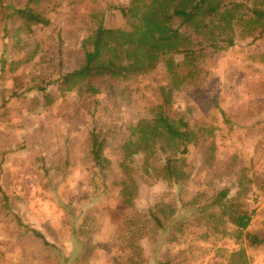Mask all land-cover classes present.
Listing matches in <instances>:
<instances>
[{
    "label": "rangeland",
    "instance_id": "rangeland-1",
    "mask_svg": "<svg viewBox=\"0 0 264 264\" xmlns=\"http://www.w3.org/2000/svg\"><path fill=\"white\" fill-rule=\"evenodd\" d=\"M132 1L37 0L48 25L12 18L5 30L9 4L27 0H0V264H264V246L238 241L227 214L195 215L229 187L227 206L253 211L251 230L264 236V124L249 126L264 117V35L256 38L264 20L234 9L219 32L236 44L196 51L205 71L194 79L161 63L60 90L55 81L83 64L103 16L112 28L139 22ZM237 1L264 11V0ZM120 6L134 9L124 16ZM171 84L168 112L190 131L176 164L179 181L189 179L182 191L164 170L166 153L182 146L156 121ZM35 85H47L52 101ZM216 105L242 128L230 129ZM93 135L103 141L104 171Z\"/></svg>",
    "mask_w": 264,
    "mask_h": 264
},
{
    "label": "trees",
    "instance_id": "trees-1",
    "mask_svg": "<svg viewBox=\"0 0 264 264\" xmlns=\"http://www.w3.org/2000/svg\"><path fill=\"white\" fill-rule=\"evenodd\" d=\"M36 1L27 0L23 7L9 4L7 14L4 16V29L8 30L9 21L12 18L48 25L49 19L33 7ZM209 1L133 0V6L136 4V8L141 11L139 22L134 23L132 29L108 27L103 16L94 31L91 44L89 46L83 44V64L59 77L55 81L56 84L61 90L62 88L75 87L80 82L94 78L108 76L126 79L135 74L152 71L161 63L165 64L172 76H179L182 80L196 78L205 71V65L197 63L196 51L206 48L225 51L236 44L233 36L222 37L219 32L222 27L226 29L232 26L231 22L236 18L233 13L234 9L240 6L246 7L254 17L264 20V11L257 10L248 4L243 5L242 1L226 0L223 2L220 0L205 8ZM119 8L124 16H128L129 12L134 9L132 6H120ZM186 28L189 29L187 33L185 32ZM263 35L264 28L259 30L256 38H261ZM5 63L4 60L3 64L5 65ZM174 85L171 84V88L163 93L162 112L156 121L161 123L162 132L167 135V139L174 140L182 146V148L176 149L173 156L166 153L164 166L167 177L182 191L189 179L179 181L176 164L188 152L190 131L187 121L180 118L177 125L168 112ZM33 89L43 93L48 102L52 101L47 85H35L31 90ZM217 107L230 129L241 127L237 122L231 120L223 108L219 105ZM102 150L103 141L97 135H93L91 154L96 164L104 171L106 163ZM230 191L229 187H222L209 202L195 211V215L219 209L223 214H227L230 221L236 226L235 234L238 241L245 239L250 246H264V236L251 230L253 211L227 206ZM181 204V209L185 210L187 203L181 199ZM152 217L150 219L154 221L150 224L151 227L157 230L161 229L160 227L163 225L160 217L154 213ZM30 230L46 245L54 247V243L49 242L39 229L32 228ZM155 264L172 263L168 260H157Z\"/></svg>",
    "mask_w": 264,
    "mask_h": 264
},
{
    "label": "crops",
    "instance_id": "crops-1",
    "mask_svg": "<svg viewBox=\"0 0 264 264\" xmlns=\"http://www.w3.org/2000/svg\"><path fill=\"white\" fill-rule=\"evenodd\" d=\"M259 123L264 124V117L261 119H258L257 121H255L251 124H249V126L251 127L252 125L259 124ZM240 128H242V127H240ZM240 128H237V129H240Z\"/></svg>",
    "mask_w": 264,
    "mask_h": 264
}]
</instances>
